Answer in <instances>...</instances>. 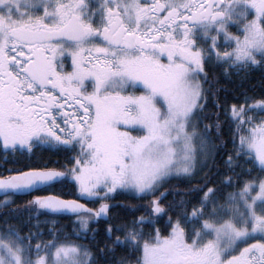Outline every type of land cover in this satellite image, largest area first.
<instances>
[{
	"label": "snow or ice",
	"instance_id": "obj_1",
	"mask_svg": "<svg viewBox=\"0 0 264 264\" xmlns=\"http://www.w3.org/2000/svg\"><path fill=\"white\" fill-rule=\"evenodd\" d=\"M255 66L264 0H0V153L30 161L0 175V264H129L116 248L135 264H264V94L229 103L211 74ZM41 146L65 163H31ZM174 179L189 191L166 211ZM125 192L150 211L118 222ZM17 196L36 224L2 211ZM42 215L75 217L73 235L45 239Z\"/></svg>",
	"mask_w": 264,
	"mask_h": 264
},
{
	"label": "trees",
	"instance_id": "obj_2",
	"mask_svg": "<svg viewBox=\"0 0 264 264\" xmlns=\"http://www.w3.org/2000/svg\"><path fill=\"white\" fill-rule=\"evenodd\" d=\"M213 86L218 91L220 97L227 98L229 103H234L240 101L241 103L244 100L245 96L260 98L264 94V68L255 66L249 69H227L224 68H213L211 70ZM221 120L225 121L226 118L221 114ZM222 141L226 147L223 148V152H232L231 144V133L229 132V125L227 123L223 126ZM223 152L221 155H223ZM219 160V157H218ZM29 158L27 156L20 155H7L0 153V175L7 176L9 173H14L18 169L24 167L25 164H28ZM31 163L39 164H48L50 167H60L65 163V158L63 153H57L55 150H49L46 147H39L35 150V155L31 158ZM242 167L247 170L251 168V165H245L241 161ZM216 170L224 171L220 163H217ZM239 172V169L237 170ZM258 173L253 172L252 175L255 177ZM204 173L193 178L192 186H197V181L203 179ZM187 182H180L178 180H172L170 184L167 185L165 189L169 194L167 200L162 205L167 211L168 205L172 201L179 202L180 197L176 193L181 192L187 194L189 188L186 186ZM234 189H229V191ZM57 195L62 196L65 199L75 198V193L69 186H57L52 190ZM49 194V193H45ZM3 197L0 198L2 200ZM15 203L11 204L10 209H4L2 211H12L15 213V218L19 219L23 224H28L31 220L32 224H36L37 220L35 219V213H29L26 209L29 207V200L32 199L30 196H17L13 198ZM184 199H189L187 195L184 196ZM110 204L114 205L112 209V215L115 216L120 223L130 222L133 219L146 215L147 211H150V203L148 200H141L139 198H134L129 193H119L116 195L115 199L110 201ZM92 207L93 205H87ZM99 207V205H95ZM171 215V213H169ZM168 217L165 216L163 220L156 224V228H159L163 231L164 224L167 223ZM75 217L71 219L67 217H57L55 219L51 217L40 216V230L44 232L45 239H48V231L51 230L54 233H60L61 236H72L74 229ZM98 228L101 236L98 239L103 237V225L96 223L93 225ZM35 231V229H32ZM145 236L147 238L149 233L153 232L152 228H144ZM24 234H27V229H25ZM89 239L92 237V233H88ZM137 254L133 253L130 248H116L115 256L110 257L109 259H115L119 261L121 258H126L129 264H135Z\"/></svg>",
	"mask_w": 264,
	"mask_h": 264
},
{
	"label": "rangeland",
	"instance_id": "obj_3",
	"mask_svg": "<svg viewBox=\"0 0 264 264\" xmlns=\"http://www.w3.org/2000/svg\"><path fill=\"white\" fill-rule=\"evenodd\" d=\"M70 60L66 62V67H70Z\"/></svg>",
	"mask_w": 264,
	"mask_h": 264
},
{
	"label": "water",
	"instance_id": "obj_4",
	"mask_svg": "<svg viewBox=\"0 0 264 264\" xmlns=\"http://www.w3.org/2000/svg\"><path fill=\"white\" fill-rule=\"evenodd\" d=\"M3 197L2 194H0V198ZM89 207V206H88Z\"/></svg>",
	"mask_w": 264,
	"mask_h": 264
}]
</instances>
